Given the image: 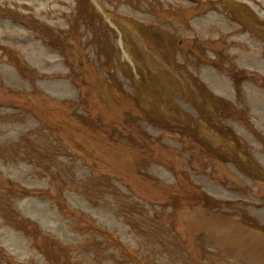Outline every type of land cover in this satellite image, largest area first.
<instances>
[{"label": "rangeland", "instance_id": "rangeland-1", "mask_svg": "<svg viewBox=\"0 0 264 264\" xmlns=\"http://www.w3.org/2000/svg\"><path fill=\"white\" fill-rule=\"evenodd\" d=\"M0 264H264V0H0Z\"/></svg>", "mask_w": 264, "mask_h": 264}]
</instances>
